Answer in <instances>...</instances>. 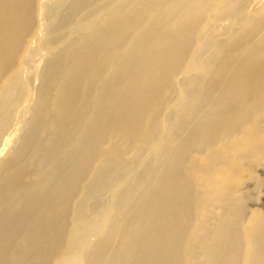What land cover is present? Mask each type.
Segmentation results:
<instances>
[{"label":"bare ground","instance_id":"bare-ground-1","mask_svg":"<svg viewBox=\"0 0 264 264\" xmlns=\"http://www.w3.org/2000/svg\"><path fill=\"white\" fill-rule=\"evenodd\" d=\"M261 1L0 0V264H264Z\"/></svg>","mask_w":264,"mask_h":264},{"label":"rangeland","instance_id":"rangeland-1","mask_svg":"<svg viewBox=\"0 0 264 264\" xmlns=\"http://www.w3.org/2000/svg\"><path fill=\"white\" fill-rule=\"evenodd\" d=\"M263 5H264V0H262L259 4H257L255 6L256 8L251 7L247 9V12H249L248 14L253 13L254 11L258 10ZM222 31L223 30L221 28H217L216 35H218V38L225 37L224 32ZM33 65H35V68L33 67V70L31 71V73L37 76L36 73L39 72L42 66V61L40 62L38 56L35 57ZM37 84H38V81L35 80L32 86L33 90H35V87L37 86ZM34 95L35 94L32 95V98L29 102L28 107H30L33 104ZM24 108H25V105L20 104L19 107L15 109L11 126L7 131L8 133H5L3 140H2L3 142H1L0 144V150H1L0 160L6 158L8 154H10L14 149H16L19 146L20 139L24 136L26 124L30 120L29 111L24 110ZM94 240H95V236H90L89 241L93 242Z\"/></svg>","mask_w":264,"mask_h":264}]
</instances>
